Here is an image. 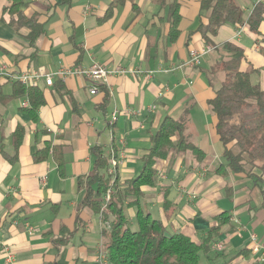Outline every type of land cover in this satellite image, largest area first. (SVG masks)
Masks as SVG:
<instances>
[{"label":"crops","instance_id":"0c3cea01","mask_svg":"<svg viewBox=\"0 0 264 264\" xmlns=\"http://www.w3.org/2000/svg\"><path fill=\"white\" fill-rule=\"evenodd\" d=\"M24 1L23 14L36 18L44 32L32 44L30 29L10 22L5 8L12 0H0V68L5 72L48 73L95 62L125 72L99 83L95 94L80 75L57 77L53 85L41 77L35 86L43 91L45 103L37 111V121L28 111L27 95L10 96L17 79L0 76V264H111L107 256L101 258L106 255L101 214L84 203L86 190L78 179L93 173L95 146L110 156L109 169L112 152L116 154L122 181L136 177L167 118L186 120L183 136L191 146L181 148L180 137L174 136L177 146L166 157L156 158V184L142 187L143 210L162 220L169 232L197 242L228 213L230 221L215 241L224 244L218 252L224 259L217 264L261 260L264 182L255 185L244 172L218 171L225 145L210 105L225 76L215 67L218 54L213 49L200 65L187 64L192 48L208 45L198 32L208 20L202 0H180V34L175 40L169 34L172 0H137L138 10L130 0ZM236 1L244 11L243 22L221 26L212 39L216 45L231 41L241 46L246 55L242 68L258 69L252 76L261 74L264 80V21L259 34L246 22L264 0ZM101 87L108 92L106 101ZM18 126L24 128V137L16 150ZM46 144L51 150L37 161L34 155ZM57 146L63 149V169L52 150ZM136 211V206L125 209L131 223ZM242 250L246 254L233 258ZM214 259L205 257V263Z\"/></svg>","mask_w":264,"mask_h":264},{"label":"trees","instance_id":"16d2710c","mask_svg":"<svg viewBox=\"0 0 264 264\" xmlns=\"http://www.w3.org/2000/svg\"><path fill=\"white\" fill-rule=\"evenodd\" d=\"M126 0H114L118 4ZM133 8L138 10L137 0H130ZM159 4H166L167 0H155ZM24 0H12L5 8L12 16L11 23L16 27L30 29L29 39L32 44L44 32L43 26L36 18H28L22 12ZM168 20L170 21V37L175 40L180 34V0L170 3ZM201 10L206 12L207 22L201 23L198 32L201 33L206 44L215 49L218 54L215 67L220 68L225 76L216 95L210 100V105L217 117V132L225 145L223 162L218 171L224 175L228 172H244L254 180L255 185L264 182V88L260 83L253 82L252 74L258 69L244 70L246 60L244 49L238 44L226 41L216 45L212 39L225 24H241L244 20V11L236 0H202ZM16 16V17H15ZM264 21V3L259 2L247 18L250 29L259 34L260 26ZM264 53V46L261 48ZM99 86V85H98ZM105 101L108 92L105 88ZM25 94L29 97L31 106L28 109L32 119L37 121L38 109L45 103L43 91L37 86H29L20 81L14 82L11 97ZM186 120L165 119L154 135V145L144 157V164L140 173L133 178L122 181L116 172L115 177L108 172L110 156L104 154L100 146H95L94 171L78 179L81 188L86 190L85 201L94 212L100 213L103 225V237L106 246V256L111 264H206L201 262V255L206 258H216L219 251L213 245L220 235L224 224L229 223L230 215L223 213L218 217L217 225L210 228L204 238L197 242L181 232H169L164 222L153 218L141 206L143 186L156 184V158L166 157L172 147L177 144L181 148L191 145L183 136ZM179 136L178 143L172 141ZM24 137V128L18 126L14 133L15 149L21 146ZM194 153L203 157L204 153L192 146ZM51 150L46 144L34 158L37 161L46 158ZM53 153L59 168L64 167L63 149L53 147ZM10 158V157H9ZM16 159V155L10 158ZM249 166V167H248ZM264 188V187H263ZM111 191L106 201L107 192ZM264 191V189H263ZM106 204V206L104 205ZM136 206L137 228L131 227L125 209ZM242 250L233 258L246 254ZM221 255V254H220ZM253 264H264L258 259Z\"/></svg>","mask_w":264,"mask_h":264},{"label":"built area","instance_id":"2783aa9c","mask_svg":"<svg viewBox=\"0 0 264 264\" xmlns=\"http://www.w3.org/2000/svg\"><path fill=\"white\" fill-rule=\"evenodd\" d=\"M213 50V47L211 45H205L202 49L192 48L190 50V57L187 61V64L192 66H198L202 62V58L204 55L210 53ZM125 70L123 68H116V69H109L107 66L99 63H94L93 65L89 67H83L81 65H75V66H62L59 69H57L54 72H44L43 70L39 71H29L24 72L21 74H11L8 72H5L3 68H0V76L5 75L7 77L15 78L18 81L22 82L23 84L29 85V86H35L38 79L41 77H44L45 82L47 85H53L55 78L65 79L68 76L71 75H80L85 77L90 83L91 88L90 92L92 94H95L99 91V83L106 82L108 77L114 73H123ZM24 105H28V101L24 102ZM116 115H113V119H115ZM119 164L118 157L114 152H112L111 155V167L109 169V173L113 176L117 172V167ZM41 181H45V177L41 178ZM111 191L107 192L106 194V201L110 198ZM106 206V204H104ZM213 249L217 251H221L224 249L223 242H215L213 245ZM11 254L8 253V257H10ZM101 258L105 259L106 255L101 254ZM264 261V255L262 259Z\"/></svg>","mask_w":264,"mask_h":264},{"label":"rangeland","instance_id":"374dc122","mask_svg":"<svg viewBox=\"0 0 264 264\" xmlns=\"http://www.w3.org/2000/svg\"><path fill=\"white\" fill-rule=\"evenodd\" d=\"M220 69V68H218ZM252 79H253V82H256V83H263V87H264V80H263V77L261 76V74H255L252 76ZM249 167V166H248ZM131 224V227L133 229H136L137 228V221L135 220L133 223H130ZM224 259V255H219L218 257H216L213 261H212V264H217L218 262H220V260H223ZM201 262L202 263H205L206 260H205V257L204 255H201Z\"/></svg>","mask_w":264,"mask_h":264}]
</instances>
